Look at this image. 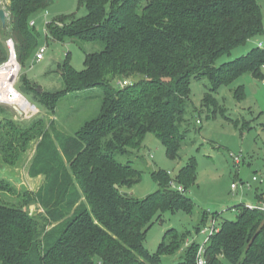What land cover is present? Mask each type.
<instances>
[{"label":"trees","instance_id":"trees-1","mask_svg":"<svg viewBox=\"0 0 264 264\" xmlns=\"http://www.w3.org/2000/svg\"><path fill=\"white\" fill-rule=\"evenodd\" d=\"M6 1L0 65L9 56L5 41L12 39L22 66L38 46V29L29 23L39 20L53 0ZM79 3L87 10L84 16L58 18L62 27L49 23L47 33L56 41L80 40L101 49L85 56L81 71L65 62L59 69L60 90L38 93L27 84L29 102L48 114L65 93L99 89V112L73 131L63 127L59 132L52 123V135L39 128L40 114L27 121L0 119L2 161L15 164L41 135L29 175L43 177L36 192L21 194L0 178V264H162L163 257L183 251L187 232L167 229L154 253L144 247L145 235L165 212L193 213L186 192L196 178L195 160L175 175L173 182L183 191L170 188L169 173L157 170L151 177L158 189L138 199L122 189L138 183L141 172L117 155L137 150L152 134L168 157L178 156L186 143L192 79L207 78L215 93L244 74L263 78L264 49L259 46L217 64L221 56L264 34L261 9L257 0ZM118 79L130 82L113 85ZM210 93L205 105L214 101ZM235 94L242 98V87ZM31 206L42 212H32ZM236 209V219L223 220L205 243L206 264H264V212L243 205ZM206 218L204 212L199 223ZM198 248L191 243L170 264H196Z\"/></svg>","mask_w":264,"mask_h":264},{"label":"rangeland","instance_id":"rangeland-1","mask_svg":"<svg viewBox=\"0 0 264 264\" xmlns=\"http://www.w3.org/2000/svg\"><path fill=\"white\" fill-rule=\"evenodd\" d=\"M257 1L262 13L264 31V0ZM5 5L7 1L0 0V9H5ZM86 11L79 0H53L39 20H34L32 29H38L39 32L37 49L45 47L46 51L39 63L33 61L36 49L22 66L19 63L17 68L13 57L5 65L1 75L0 108L3 110L0 111V119L12 116L15 121L33 120L40 112L30 103L31 94L27 84L35 89L40 88L41 92L60 90L63 88L60 67L66 62L75 70L81 71L85 56L101 49L98 44L80 40L56 41L47 33V24L62 27V23L55 21L56 19L69 15L82 17ZM258 44L264 49V34L248 39L230 53L221 56L217 64L245 55ZM261 73V79L244 74L231 83L220 86L215 93H210L207 78L192 79L186 143L180 147L177 157H168L165 147L152 134L145 136L137 150L126 155H117V160L131 161L133 167L141 172L138 183L122 189L138 199L145 198L158 189L151 177L153 171L168 172V186L177 189L178 186L173 182L175 175L189 159L195 160L196 178L186 192L192 201L193 213L165 212L160 219L154 220L145 235L144 247L154 253L167 229L175 228L187 232L185 245L181 248L183 251L163 257L162 264L175 263L183 257L185 249L193 242H197L199 247L202 246L210 236L207 230L212 226L214 215V227L219 228L223 220L236 219L237 206L259 207L264 203V195L262 200L256 198L257 193L264 191V65ZM14 79V88L18 92L12 89ZM129 82L130 79H118L112 84L124 87ZM239 87L243 89L242 98L235 94ZM100 92L99 89H92L65 93L52 113L40 114L38 124L42 133L52 135V123L59 132L65 130L63 127L68 128L66 131L78 129L84 121L99 112ZM207 93L213 96L211 99L214 101L210 100L205 105L204 98ZM40 136L28 143L15 164L6 165L0 157V178L20 194L36 192L43 181L42 176L29 175V166L35 156ZM253 177L257 181H252ZM243 182H248L251 187L247 189ZM232 184L236 185V189L231 188ZM179 188L183 191L182 187ZM30 210L35 213L42 212L37 206H32ZM204 212L207 218L205 224H200ZM197 226L199 232L196 231ZM223 264L229 263L223 261Z\"/></svg>","mask_w":264,"mask_h":264},{"label":"built area","instance_id":"built-area-1","mask_svg":"<svg viewBox=\"0 0 264 264\" xmlns=\"http://www.w3.org/2000/svg\"><path fill=\"white\" fill-rule=\"evenodd\" d=\"M34 22L35 21H31L30 23H29V26L30 27H33L34 26ZM5 45H6V47H7V50H8V60L5 62V63H3L2 65H0V89H1V75H2V70H3V68L5 67V65L8 63V61L13 57L15 60H16V62H17V57H16V51H15V45H14V42H13V40L12 39H7L6 41H5ZM258 46L259 47H261V44H258ZM45 51H46V48L45 47H42V48H38L37 49V51H36V53H35V56H34V63H39L40 61H42V59H43V55H44V53H45ZM19 63L17 62V65H18ZM19 66V65H18ZM19 71V70H18ZM17 75H18V73H17ZM17 75L15 76V79H16V77H17ZM15 79H14V81H13V84H12V89H13V91L15 92V91H17L15 88H14V83H15ZM18 92V91H17ZM1 104V103H0ZM199 123V122H198ZM252 181H257V179H256V177H253L252 178ZM242 184H244V187H246L247 189H249L250 187H251V185L248 183V182H246V183H242ZM231 188L232 189H236V185H234V184H232L231 185ZM177 190H179V191H181V189L178 187L177 188ZM251 209H258V210H260V211H263L264 212V203L261 205V206H259V207H250ZM205 230H207V229H205ZM215 231V227L212 225L208 230H207V233H210V235L213 233ZM207 240H208V238H207ZM207 240L202 244V246H200L199 247V250H198V253H197V257H196V264H206V262H205V259H204V257H203V254H204V245H205V243L207 242Z\"/></svg>","mask_w":264,"mask_h":264},{"label":"water","instance_id":"water-1","mask_svg":"<svg viewBox=\"0 0 264 264\" xmlns=\"http://www.w3.org/2000/svg\"><path fill=\"white\" fill-rule=\"evenodd\" d=\"M0 24H1L2 28H5V26H6V13H5L4 9H0ZM36 90L38 93H41L40 88H37ZM30 208H32V206Z\"/></svg>","mask_w":264,"mask_h":264},{"label":"bare ground","instance_id":"bare-ground-1","mask_svg":"<svg viewBox=\"0 0 264 264\" xmlns=\"http://www.w3.org/2000/svg\"><path fill=\"white\" fill-rule=\"evenodd\" d=\"M15 62H16V60H15ZM17 64V63H16ZM19 66L17 65V68H18ZM9 81H10V79H9Z\"/></svg>","mask_w":264,"mask_h":264}]
</instances>
